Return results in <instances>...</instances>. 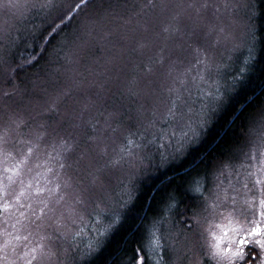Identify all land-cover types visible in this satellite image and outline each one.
<instances>
[{
    "label": "snow or ice",
    "instance_id": "1",
    "mask_svg": "<svg viewBox=\"0 0 264 264\" xmlns=\"http://www.w3.org/2000/svg\"><path fill=\"white\" fill-rule=\"evenodd\" d=\"M50 4L51 0L41 7ZM242 6V0H147V4L140 5L137 15L148 8L152 11L158 9L161 15L169 17V22L161 29L163 35L157 34L160 39L158 50L147 56L142 67L136 65L137 75L129 81L127 89V95L132 98L143 95L154 98L156 105L163 103L166 106L163 113L155 106L150 109L151 118L146 131L156 128L161 119L165 124L174 121L181 128L190 127L193 119L198 124L201 122L199 113H193L190 106L185 108L188 104L185 97L191 96L188 85L191 82L199 88L200 84L208 82L206 75L213 70L212 49L231 45L234 50L240 46L236 16L237 9ZM34 7L36 5L31 0H0V44L5 41L16 43L17 38L12 34L16 21ZM115 8L116 0H65L56 14L45 21L42 34L35 38L41 45L50 46L67 28L78 23V31L82 30L86 38L81 47L98 36L107 41L115 33L105 31V24L110 20L123 19L115 13ZM88 9L95 10L96 15H88ZM182 18L191 22V30L186 33L189 38L202 40L206 46L189 44L195 63L177 73L176 65L182 61L178 56L173 59L175 49L169 48L168 41L178 34H185ZM141 27L148 31L147 23ZM150 47L151 42L139 41L133 51L143 56L145 49ZM73 55L66 54L67 64L78 63ZM34 61L38 62L34 55L22 58L14 66L7 60H0V264H67L66 259L60 257L67 258L71 252L69 247L63 246V242L70 237L75 239L79 234L73 233L70 225L83 222V211L90 206H94L96 217L110 214L107 188L113 172L125 167L142 168L145 159L141 153L133 151V146H142L128 136L125 137L126 143L118 148L111 147L110 141L115 142L114 136L123 122L114 123L115 113L105 115L107 109H97L98 115L104 117L103 122L92 116L100 92L95 94L96 99L92 96H86V100L78 98L77 93L84 91V79L70 78V86L48 98L46 106L38 113L39 118H26L23 114L27 111L26 107L13 108L11 102L23 95L16 80L21 73L29 71ZM193 69H196L195 75L192 74ZM158 72L171 78L169 86L164 87ZM98 87L103 90V85ZM207 95L212 96L213 93L209 91ZM144 111L141 104L137 112L143 116ZM171 135L176 136V132L172 131ZM184 136L187 138L188 133ZM249 145L234 169L229 163L217 170L218 175L214 173L219 182L212 193L215 201L229 200V189L234 193L230 196L232 211L228 213V218L230 224L235 221V226L228 231L240 237L238 240L229 239L227 244L224 243L227 232L215 237L217 243L213 245L215 251L211 258L217 259L218 264L224 259L228 264H235L236 260L244 261L245 246L249 244H254L264 255V111L260 115L259 132L249 139ZM25 169L28 172L35 170V175L26 183L21 179ZM225 170L229 177L235 175V182L230 179L228 186L222 187L220 176ZM17 183L20 185L18 192L13 189ZM205 191L207 189L199 180L189 187V192L202 200H207ZM241 192L245 195L243 205L246 207L238 200ZM248 193L255 195L249 198ZM125 196L121 197L120 203L128 207L131 195ZM177 206L178 201L171 198L169 210ZM211 207L215 208L217 204L214 202ZM234 213H239L242 219L235 217ZM117 217L118 214L113 216L106 231L118 222ZM189 219L192 223L188 228L194 231V225L199 220L195 214ZM166 224V220H157L147 232L143 252L152 264H202L194 245L179 254L170 242L176 233L172 228L162 230ZM83 230L80 229L81 232ZM166 248L175 259L165 261ZM135 252L134 264H145L141 249L136 248ZM260 264H264V259Z\"/></svg>",
    "mask_w": 264,
    "mask_h": 264
},
{
    "label": "trees",
    "instance_id": "2",
    "mask_svg": "<svg viewBox=\"0 0 264 264\" xmlns=\"http://www.w3.org/2000/svg\"><path fill=\"white\" fill-rule=\"evenodd\" d=\"M34 1L38 3L35 4L38 7L27 11L22 19L16 21V28L12 33L17 38L16 43L9 44L5 41L0 44V60H7L13 66L22 58L32 55L38 60L29 66V71L21 73L16 80L23 95L17 96L11 102L12 107H26L27 111L23 113L26 118H39L38 113L46 106L48 98L68 87L66 82L72 73V77L76 76V79L85 81L84 91L77 93L78 98L86 100V96H92L96 99L95 94L100 92L97 107L93 109L92 115L94 114L101 122L104 117L98 115L97 109L100 111L107 109L105 115L108 112L115 113V116H118L115 123L122 120L126 123L137 121L138 114L135 109H130L123 102L125 93L123 95L116 88L123 84L124 90L128 89L129 81L137 75L136 66H131L137 58V53L133 49L137 47L139 41L151 42V47L145 49L143 56L153 55L150 52L153 45L156 46V51L158 50L160 43L155 45L159 40L157 34L163 35L161 29L169 22V17L161 15L158 9L152 11L148 8H145L143 14L137 15L140 12V5L147 4V0H116L115 13L123 19L110 20L105 24V31L115 33L109 40H103L98 36L96 40L89 41L87 45L81 47L86 38L82 30L78 31L77 23L67 28L65 33L54 39L49 46L41 45L35 37L42 34L45 21L56 14L58 7L65 0H51L50 6L44 7L40 5H48L49 0H31V3ZM250 1L252 24L249 41L253 49L248 55H235L231 63H227L235 66L237 61L241 60L242 63L248 58V64L246 62L243 69L246 71L247 68L248 74L242 72L241 79L236 81L233 87V90L236 88V93L226 96L224 98L226 100H223L224 105L220 106L217 112L213 107L209 114L213 116L206 136L179 163L157 165L154 164L156 160H153L154 163L145 169L147 172L139 169L140 175L130 179L128 194L131 195V199L128 201V207L123 206L118 211V223L108 237L102 239L98 249L94 248L95 252L93 251L88 258L84 256L82 262H79L81 253L79 255L78 250L74 259L72 256L66 259L69 264H134L136 248H140L141 253L147 258L143 252L147 232L157 217L170 216L166 212L170 199L174 197L178 201V206L171 210H177L173 216H181L184 209L193 203L189 187L197 180L200 183L208 180L212 166L228 158L229 154L245 141L244 135L249 121L260 120L261 112L264 110V0ZM87 13L93 17L96 15L93 9H88ZM185 20L182 18L181 23L183 32L187 33ZM145 23L148 25L147 32L141 27ZM66 54H74L73 59L78 63L67 64ZM137 65L143 66L142 63ZM99 85L106 87L101 90ZM107 89L109 91H106ZM137 130L140 133V128L134 129L131 134L129 130L127 136L143 148H147L148 140L160 141L156 140L158 136L154 133L141 136L137 134ZM116 134L115 142L110 141L112 148L121 141L126 142L125 137L121 140ZM155 154L152 155L153 158ZM80 247L82 251V245Z\"/></svg>",
    "mask_w": 264,
    "mask_h": 264
},
{
    "label": "rangeland",
    "instance_id": "3",
    "mask_svg": "<svg viewBox=\"0 0 264 264\" xmlns=\"http://www.w3.org/2000/svg\"><path fill=\"white\" fill-rule=\"evenodd\" d=\"M32 4L35 5L38 3H35L34 1ZM242 4L243 6L237 9V16H236V20H237L236 32L238 36L237 42L239 43L240 46L234 50L232 49L231 45H228L227 47L221 45L215 49H212L211 56L213 61V70L212 72L206 75V79L208 80V82L200 84L199 88H197L191 82L188 85V87L191 90V96L186 95L185 98L187 99L188 104L185 106V108L190 106L193 109V113L200 114L202 120L199 124L196 122L195 119H193V123L190 127L184 126L181 128L180 126H177L174 121H169V123L165 124L161 119L157 122L156 128H148V130L146 131L145 129L147 128L148 121L151 118L150 109H152L155 106L159 108V111L161 113H163L166 110L165 104L161 103L159 105H156L154 98H146L143 95H141L138 98H132L127 95L126 93L127 89L124 90L125 86L122 83H121L122 85L119 86V88H116L123 95L125 93L126 96L123 102L127 104L126 106H129L130 109L132 108L135 109L136 113L138 114L136 115L137 121H135L137 122V124L134 121H130V119H129L130 121L129 123H126L124 122V120H122L123 123L119 131L117 132L118 134H116L117 138L123 140V137L127 136L129 130H131L130 131L131 134L134 131V129L140 128V133L137 130V134H140L141 136H145V135L149 136V135H153L154 133L156 136H158V138L156 137V140L160 139V141L157 142L152 141L151 143L148 142L147 148H143V147L135 148L133 146L134 152H139L141 153V155L145 157L142 168L138 167L137 169H128L127 167H125L123 169L116 170L113 172L112 181L107 188V192L110 197L108 201L110 214H105L96 217L93 214L94 206H90L83 211L84 214L83 222H79L75 225H70L71 231L73 233H79V234L75 236V239H71L70 237L68 241H64L63 246L69 247L73 259L76 255V252H78L79 250V255L81 253L79 262H82L84 256L85 258H88V256H90L93 253L94 248L98 249L96 245L102 242V239H106L108 237L109 233L118 223L115 222L113 224V227L109 231H106L109 229V224L110 222H112L113 216H117V214H119L118 211L121 209V207H123V205L120 203L121 197L129 193V188L131 186L130 179L135 175H140L138 172L139 169L147 172L145 169H148L149 165H151V163H154L153 160H156L154 164L157 165L166 164V163H172V164L179 163L182 160V158H184L189 153V151L192 148H194L195 145L197 146L199 144L201 138L205 135L207 129L210 127V123H211L210 119L212 118L213 114L211 116H209V114L212 112V110L215 108V112H217V109H220V106L224 105V101L226 100V99L224 100V98L233 93V87L235 86L236 81L241 79L242 72L248 74L247 68L246 71H243L246 62L248 64V58H246V61H242V63L240 62L241 60L237 61L235 63V66L227 64V63H231V60L235 55H243V54L248 55L251 52V49H253V46L249 41L251 24H252V18L250 15L252 11L250 10V8L252 7V4L250 0H242ZM185 23H187L184 26L188 30L187 31L188 33L191 30V22L186 19ZM182 31H183V27H182ZM184 33L185 34L183 36L178 34L168 41L169 48L175 49V54L173 56V59H175L178 56L180 61H182L181 63H178L176 65L177 73L183 72L185 69L190 68L192 64L195 63V57L194 54L192 53V49L188 47L189 44L206 46L204 45V42L202 40L190 39L189 36L186 34V32ZM158 43H160V39L156 41L155 45H157ZM153 51H156V46L154 45L152 46V49H150V52L155 54ZM149 55L150 54H147L146 56H141L137 54V58L134 59L133 65L131 67H134V65L136 66L137 64H141L144 60L147 59V56ZM129 72L127 71V73ZM160 72H163V70H160ZM160 72H158L157 75L160 77L161 83L164 85V87L169 86L171 84V78L167 77L166 75H160ZM192 74L193 75L196 74V69H193ZM70 78L76 79V76L72 77V73H71L68 76V81L66 82V86L71 85ZM103 87L105 89L106 85H104ZM106 91L109 90L107 89ZM209 91L213 93L212 96L207 95V92ZM161 95L163 98V94ZM141 104L144 105V110H145L143 116H141L140 113L137 112V109ZM92 116L96 117L94 114ZM117 118L118 116L114 117L113 120L114 123L117 121L116 120ZM142 121L143 123H141ZM164 125H166V127H164ZM160 129H163V131H160ZM172 131L176 132V136L171 135ZM258 132H259V121L256 122L255 124L249 125V129L245 131V135H244L245 141L242 142V145H240L238 148H235V150H233L229 154L228 158L226 157L227 158L225 160L226 162L223 161V163L221 164L222 168L223 166L231 163L234 169L236 164H238L242 159L243 152L248 151L250 147L249 139L255 137L258 134ZM184 133H188L187 138H185ZM123 143L126 142L121 141V143L114 148H118ZM161 145H163V147H161ZM154 153H156L155 154L156 159L153 158L152 156ZM160 159L161 160L164 159V161H160ZM159 161L161 163H159ZM162 166L163 165H160V167ZM214 173H216L217 175L219 174L217 170ZM34 175H35V170L32 172H28L27 169H25L24 172L22 173L21 179H23L26 183L28 180L32 179ZM210 179L211 182L208 186L206 193L204 194L207 197V200H202L198 197L195 204H191L188 207L187 213L179 216L177 221L174 220V218L177 217L173 216L177 212V210L170 211L169 209L166 212L170 214V216L172 217L168 215H164V216L162 215L160 217H157V219H155V221L166 220L167 224L163 226L162 230L166 228H172L173 231L176 233L172 237V240L170 242L173 244V246L176 249L179 250L180 255H182L183 252L187 251L188 246L194 245L195 251L197 253V258L202 262V264H218L217 259L211 258L212 252L215 251L213 245L217 243L215 237L222 236L224 232H227L228 235L224 241V243L227 244L228 240L234 237L235 235L231 231H228L230 227L235 226V223L233 221L231 224L229 223V218H228V213L232 211V206L230 204V196L234 195V193H232L231 189H229V194H230L229 200L215 201V198L212 195V193L215 191V185L219 182L216 180V175L214 174ZM230 179L233 182H235V175L229 177L227 175V170H225L224 175L220 176V180L223 181V184L221 186L227 187ZM13 189L18 192L20 189L19 183L13 185ZM254 195L255 193H248L249 198ZM125 198L127 197L125 196ZM244 199H245V195L243 192H241L240 196L238 197V200L240 201V204L242 206L246 207V205H243ZM214 202L217 204V207L215 208L211 207V204ZM193 214H195L196 218L199 220V223L194 225V229H195L194 231L188 228L189 223H192V221L189 218ZM234 216L240 218L239 213H234ZM81 228L84 229L82 232L80 231ZM185 237H187V239H185ZM58 244L60 246V242H57V245ZM90 244L92 245L91 248H89ZM81 245L83 247L82 251L80 247ZM18 251H20V249H18ZM67 258L63 256L60 257V259L62 260H65ZM172 259H175V257L173 255H170L168 249L166 248L165 261L167 262ZM145 261H147V264H152V261H150L148 257L147 258L145 257ZM66 262L67 264H69L68 260H66ZM221 262L225 264L226 261L225 259L220 260L219 264H221ZM178 264H181V262H178Z\"/></svg>",
    "mask_w": 264,
    "mask_h": 264
},
{
    "label": "flooded vegetation",
    "instance_id": "4",
    "mask_svg": "<svg viewBox=\"0 0 264 264\" xmlns=\"http://www.w3.org/2000/svg\"><path fill=\"white\" fill-rule=\"evenodd\" d=\"M240 219H242V217H240ZM233 222L235 223L234 220ZM239 238H240L239 236L234 235V237L230 239L238 240ZM249 239H253V238L249 237ZM233 247H235V244H233ZM245 253H246L245 260L244 261L236 260L235 264H260L261 260L264 259V255H261V250L258 247H256L254 244H249L245 246ZM252 257H254L255 259H252ZM225 261H226L225 264H228L226 259ZM221 264H223V262H221Z\"/></svg>",
    "mask_w": 264,
    "mask_h": 264
},
{
    "label": "bare ground",
    "instance_id": "5",
    "mask_svg": "<svg viewBox=\"0 0 264 264\" xmlns=\"http://www.w3.org/2000/svg\"><path fill=\"white\" fill-rule=\"evenodd\" d=\"M235 89L236 88H234V90H233V94H235L236 93V91H235ZM259 120H250L249 121V124H248V126H247V128H246V130H248L249 129V125H252V124H255L256 122H258ZM206 136V133H205V135L201 138V140L202 139H204V137ZM200 140V141H201ZM194 147H196V145L194 146ZM227 158H224L223 160H221V161H219V162H216L213 166H212V168L210 169V177H209V179L208 180H206L204 183H201V185H203L206 189H208V186H209V184H210V182H211V177H212V175L214 174V172L216 171V170H218V169H220V168H222V163H223V161H225ZM226 162V161H225ZM205 193H206V191H205ZM204 193V194H205ZM191 196V198L193 199V203L192 204H195V202L197 201V199H198V197H196V196H194V195H190ZM187 210H188V208H185L184 209V212H183V214H185V213H187ZM179 217V216H178ZM178 217L177 218H175L174 220H176L177 221V219H178ZM179 222V221H178Z\"/></svg>",
    "mask_w": 264,
    "mask_h": 264
}]
</instances>
